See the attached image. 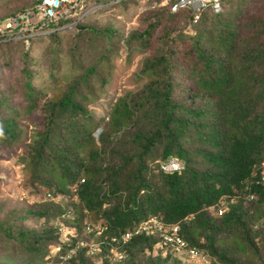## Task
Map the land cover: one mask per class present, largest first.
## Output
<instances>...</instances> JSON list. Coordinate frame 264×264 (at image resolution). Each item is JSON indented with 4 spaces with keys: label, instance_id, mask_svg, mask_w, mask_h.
I'll list each match as a JSON object with an SVG mask.
<instances>
[{
    "label": "trees",
    "instance_id": "obj_1",
    "mask_svg": "<svg viewBox=\"0 0 264 264\" xmlns=\"http://www.w3.org/2000/svg\"><path fill=\"white\" fill-rule=\"evenodd\" d=\"M16 1L0 14V26L41 0ZM162 1L146 0L139 26L128 31L97 20L104 8L69 29L30 39L32 47L0 35V66L12 72L8 86L0 83V148L25 136L18 120L27 118L33 128L18 160L31 183L50 189L53 179L54 194L73 185L78 200L71 214L68 204L49 199L6 213L0 264H88L87 246L60 258L85 239L84 216L92 226L104 224L92 240L104 243L102 264H113L111 237L120 240L150 214L178 223L188 244L206 251L213 264H264V181L254 169L264 159V0H222L220 12L207 7L197 20L196 12H174ZM120 2L124 11L138 4L120 0L110 7ZM38 41L46 44L36 62L30 50ZM134 51L143 55L137 73L143 84L118 96L107 118L95 121L88 106L107 96L112 58L124 53L130 60ZM40 71L46 76L36 82ZM171 159L183 168L163 170ZM222 204L228 210L218 216ZM36 218L39 228L26 225ZM58 219L75 226L68 246L59 238ZM160 240L133 236L122 246L125 259L182 260ZM58 244L63 251L50 253ZM14 245L17 257L1 249Z\"/></svg>",
    "mask_w": 264,
    "mask_h": 264
},
{
    "label": "rangeland",
    "instance_id": "obj_2",
    "mask_svg": "<svg viewBox=\"0 0 264 264\" xmlns=\"http://www.w3.org/2000/svg\"><path fill=\"white\" fill-rule=\"evenodd\" d=\"M145 2L146 0H138V4L128 7L126 10L127 12L123 10L121 2L111 7L110 5H107L104 7L107 8L106 10L104 9V13H98L95 15V18L101 23L111 22L117 29L128 31L139 26L138 19L143 9H145ZM15 3H17L16 0H0V14L4 13ZM38 42L39 43L33 45V50H30V56L33 59H36V62H38L41 56V49L46 44L42 41ZM29 47H32V45H29ZM142 59L143 55L137 51L132 52L130 60H126L124 53L112 58L114 72L107 88V96L101 97L97 103L88 106L95 116V121L107 118V113L118 96L124 94L126 91H136L143 84V79L137 74L141 67ZM14 64L16 70L21 67L19 61H16ZM10 74H12L11 71L7 72L3 66H0V83L2 85H9L8 77ZM45 76L44 71H40V75L37 76L36 82L42 79L44 80ZM39 77H42V79H39ZM18 122L21 128L24 129L25 136L10 148H0V219L6 213L14 210L18 206L33 205L36 203V200L47 204L48 199L46 193L48 191H53V188H56V182L53 179H51L52 187L50 189H44L38 182L31 183L30 176L24 171V164L19 163L18 157L25 152L27 143L30 141L31 129L33 127L30 120L25 117L19 118ZM98 132H100L99 127L95 129L94 136H97ZM71 187L73 186L67 185L65 187V192L59 191L57 197L55 196V200L60 204V207L65 208L64 205L68 204V208H66L68 214L75 211L74 205L78 203L76 196L70 193ZM89 221L90 220L84 216L82 224L84 225ZM39 222V219L36 218L28 220L26 225L32 228H39ZM96 226L104 227V224L98 223ZM69 231L71 235H74L75 226L70 228ZM92 235L93 234H88V236ZM59 238L60 240H65L66 237L60 235ZM90 245L94 244L91 243ZM1 249L9 254L10 257L18 256L15 245L11 248L2 247ZM182 259L184 258L182 257ZM135 260L136 264H143L145 257H136ZM184 260H179V262L169 261L167 264H194L193 262H190V259ZM87 263L102 264V257L97 253L91 258L89 257ZM6 264H9V259H6ZM121 264L131 263L130 260L127 259Z\"/></svg>",
    "mask_w": 264,
    "mask_h": 264
},
{
    "label": "built area",
    "instance_id": "obj_3",
    "mask_svg": "<svg viewBox=\"0 0 264 264\" xmlns=\"http://www.w3.org/2000/svg\"><path fill=\"white\" fill-rule=\"evenodd\" d=\"M116 1L109 3H94L91 0H41L34 10L12 16L2 21L0 35L9 34L11 39L24 40L28 43L32 38L69 29L87 14L94 10L102 9ZM221 1L222 0H163L161 5L171 4V10L174 12L189 9L196 12L194 20H197L198 12L207 7L211 8L214 12H219L221 10ZM67 19H70L69 22L61 24V22ZM222 212L223 210L220 209L218 214L221 215ZM141 228L147 233L159 234L162 238V244L170 246L175 250H181L184 245V242L177 235V226L164 227L155 220L149 219ZM102 231L103 228L101 226H92L91 224L86 225L84 229L87 238H91L88 234L98 236ZM67 233H70V231H67ZM127 237V234L124 235L122 241H125ZM111 240V245L113 247L119 244V240L116 237H112ZM85 243L89 245L88 252L93 254L103 241L92 243L94 245H90L91 243L88 242ZM79 244H84V242H80ZM77 246L78 245H76V247ZM75 252L76 248H69L68 252L62 257L67 259ZM189 253L193 256L196 254V251L191 249Z\"/></svg>",
    "mask_w": 264,
    "mask_h": 264
},
{
    "label": "clouds",
    "instance_id": "obj_4",
    "mask_svg": "<svg viewBox=\"0 0 264 264\" xmlns=\"http://www.w3.org/2000/svg\"><path fill=\"white\" fill-rule=\"evenodd\" d=\"M116 1V0H115ZM120 1V0H119ZM119 1H116V2H119ZM112 2V1H111ZM115 3V2H113ZM111 3V4H113ZM110 4V5H111ZM170 8H171V5H170ZM104 9V8H102ZM221 11V10H220ZM219 11V12H220ZM176 12V11H175ZM215 13H218V12H215ZM29 42V41H28ZM29 47V44L27 45L26 43V48ZM96 120V119H95ZM99 121V119H98ZM100 131H101V128H100ZM100 132H98L99 134ZM97 134V135H98ZM96 137V136H95ZM161 168L163 170H174V169H182L183 168V165L178 162L177 160L175 159H171L168 163H162L161 164ZM254 169H259L260 171V178L262 181H264V159L258 164L255 165ZM256 171L254 174H256ZM82 180L80 179V182ZM69 186H73V185H69ZM72 192H74V187H71L70 189ZM47 195V199L53 201L56 203V200H55V196L57 197L58 194H54L52 191L51 192H47L46 193ZM222 209L223 212L227 211L228 210V206L226 204H222V206L218 207L217 209V215L220 216V214H218V211ZM222 212V213H223ZM222 215V214H221ZM149 219H153L155 220L158 224L164 226V227H172V226H177L178 228V231H177V235L181 238V240L184 242V245L182 246V249L181 250H175L173 248H171L170 246H166V245H163L162 244V238L159 234H154V233H147L144 229H142L141 227L149 220ZM187 220V219H186ZM57 230L59 232V236L60 235H64L66 238L65 240H61L62 243H63V246H68L69 245V239L73 237V235H71V233H67V231H69L70 228L74 227L72 224L70 223H66L64 222L63 220L61 219H58L57 221ZM90 224L89 222H86L84 225H83V234H84V237L85 239H79L76 243V245H78L76 247H67L68 249L69 248H76V252H77V249L80 247V246H87V249L85 251V256L86 257H92L94 256L95 254H97L100 250V246L98 247V249L93 253V254H90L88 252L89 250V245L86 244L85 242H88V243H96L98 241L96 240H92V237L94 235L91 236V238H87L85 236V233H84V229L86 227V225ZM132 228H129L127 229L126 231H124L121 235H120V240H119V244H117L115 247H113L111 245L112 243V240H111V243H109V250H108V256L109 258L113 261L112 263H117V264H121L124 260L126 261V256H125V252H124V247L123 244L127 243V242H130L131 238L133 236H139V235H143V236H155V237H158V238H161L160 240V245H162L163 248H165V252L166 251H170L169 253L173 254L174 256L182 259V257L184 259H190L191 261L190 262H193L194 264H213V260L209 257V255L207 254L206 251H204L203 249H199L197 248L196 246H191L188 244V242L186 241V239L183 238V236L181 235L180 233V227H179V224L178 223H165L163 222L157 215L155 214H150L148 215L146 218H143L141 220H139L136 224H132L131 225ZM128 235L127 239L124 241H122L123 239V236L124 235ZM112 238V237H111ZM80 242H84V244H79ZM104 244V243H102ZM106 244V243H105ZM121 244V245H120ZM56 248H59V249H56ZM191 249H194L196 251V254L195 255H191L189 253V250ZM49 252L50 253H56V252H60V251H63L62 249V245L61 244H58V245H52L49 247ZM99 250V251H98ZM68 252V250L65 251V253L63 254H60V258L62 259V261H67L69 258L73 257L76 252L70 256L69 258L67 259H64L62 256H64L66 253ZM182 259V260H184Z\"/></svg>",
    "mask_w": 264,
    "mask_h": 264
}]
</instances>
